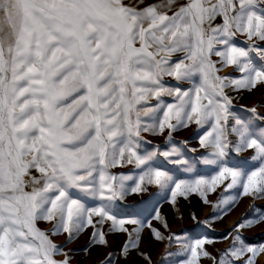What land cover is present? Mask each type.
<instances>
[{
  "label": "snow or ice",
  "instance_id": "snow-or-ice-1",
  "mask_svg": "<svg viewBox=\"0 0 264 264\" xmlns=\"http://www.w3.org/2000/svg\"><path fill=\"white\" fill-rule=\"evenodd\" d=\"M217 17L222 23L213 26ZM237 35L249 43L237 46ZM228 66L243 76L219 75ZM165 77L177 84L166 85ZM258 86L264 87V0H0V264H72L76 251L92 264V247H111L97 226L107 221L110 233H128L120 252L134 264L144 229L151 232V221L161 219L153 196L164 193L167 201L170 194L175 203L177 195L215 191L229 180L227 189L264 198V111L237 115L225 93ZM165 95L177 102L147 106ZM208 121L211 129L200 138L207 154L194 160L212 166L210 179L178 180L159 158L191 168L175 158L179 150L145 147L151 141L142 133L168 129L170 142L178 128ZM249 151L243 164L231 159ZM125 164L135 165L131 174L109 173ZM146 184L157 192L139 201L133 218L118 219L116 202L146 192ZM254 211L233 231L264 223V212ZM41 221L55 223L42 230ZM125 225L136 227L129 232ZM88 226L95 231L86 244L64 251ZM65 233L63 244L51 238ZM155 239L165 237L155 231ZM184 243L191 255L186 264H198L199 250L211 241ZM261 255L264 246H248L237 235L217 264H256ZM115 260L109 252L96 264Z\"/></svg>",
  "mask_w": 264,
  "mask_h": 264
},
{
  "label": "rangeland",
  "instance_id": "rangeland-1",
  "mask_svg": "<svg viewBox=\"0 0 264 264\" xmlns=\"http://www.w3.org/2000/svg\"><path fill=\"white\" fill-rule=\"evenodd\" d=\"M222 23V18L217 17L215 24ZM237 46L245 47L249 42L244 35H237L234 41ZM256 43H261L256 41ZM219 60V57L213 58ZM219 66V65H218ZM221 76H226L229 79H239L243 76V73L238 71L235 66L223 67L219 73ZM166 85H176L172 77L164 78ZM183 88L188 89L192 85L190 83H183ZM225 93L232 99V111L237 115L244 113L247 109L257 107L258 110L264 111V108H260L262 102H264V87L258 86L254 90L240 89L234 90L232 87L225 88ZM176 99L173 96H162L157 100L156 98H150L146 104L147 106L154 107L158 103L165 105L176 103ZM145 106L144 103L138 107ZM162 115V111H161ZM142 120L151 123L149 117H141ZM175 123V121H173ZM212 121H208L203 126H198L192 122L188 127H180L176 131L171 132V140L168 141V129H165L164 135H152L151 133H142L144 139L151 141V144L145 145V147L151 148L152 145L161 146L162 150H170L171 148H177L180 152L176 159L188 161L191 164V168L182 166L180 164L173 165L167 162L164 157H160L161 163H166L168 169H174V175L178 180L194 181L196 179L204 178L210 179L215 175L214 171H211L212 166L204 165L202 162L196 163L194 158L201 157V153L207 154V150L200 144V138L211 129ZM229 139H233L229 136ZM251 152L235 154L233 153L231 159L236 163L243 164L248 160ZM135 165L125 164L123 167L117 166L116 168L109 169V173L112 175L131 174V170ZM187 169V170H186ZM38 175V173H35ZM229 180H225L223 183L216 186L215 191L206 190L201 192H192L186 196L177 195L175 203H172L170 194L167 201L163 199L164 193H159L153 196V201L160 200V220H153L152 231L147 228L142 233V239L138 250H133L131 259L134 264H146L143 256L138 252H143L146 256L151 257V264H186V261L191 258L190 253L185 247V240L194 241L196 239H206L211 241L204 246L201 251L198 264H217L221 258V254L224 250L232 247L234 238L239 235L244 244L248 246H264V223L258 224L251 228H240L233 231L235 225L242 220L252 219L256 215V211L264 212V198H255L253 196H244L239 186H235L231 189H227L226 185ZM132 185V182H126ZM146 192L131 193L123 201L116 202L114 207V213H118V219L133 218L134 213L139 205V201L147 200L149 196L157 192L155 185H145ZM233 197H236L234 204H225L224 201H231ZM206 198V199H205ZM88 207L98 206L97 203L87 202ZM230 208V210H225ZM99 217H93V223ZM167 221L168 227L163 226V222ZM55 222H38V226L42 230H50ZM110 221L105 222L101 227V230L105 233V238L109 240L111 247H92L90 249L89 261L92 264H96L97 261L103 259V257L109 252H115L116 260L115 264H127L124 260L120 248L130 239L128 233H122L118 231L109 232ZM129 232H133L136 227L134 225H125ZM95 228L92 226L86 227V229L80 233L72 243L64 249L68 252L70 249H80L91 238ZM155 231H159L164 237V240L155 239ZM173 236L174 239L169 241L167 237ZM57 244H63L67 238V234H61L59 236L51 237ZM236 246L239 247V241H236ZM207 251L210 256H203L202 252ZM86 253L82 251H76L72 254V264H88L85 261ZM62 259L63 257H57ZM214 258V259H213ZM246 259V257L244 258ZM236 264H242L241 261H237ZM256 264H264V255H261Z\"/></svg>",
  "mask_w": 264,
  "mask_h": 264
},
{
  "label": "crops",
  "instance_id": "crops-1",
  "mask_svg": "<svg viewBox=\"0 0 264 264\" xmlns=\"http://www.w3.org/2000/svg\"><path fill=\"white\" fill-rule=\"evenodd\" d=\"M148 2L151 3V2H153V0H148ZM178 55H182V54H178ZM178 55H174V56L172 57V59H173V60H176V59L178 58ZM213 58H215V57H213Z\"/></svg>",
  "mask_w": 264,
  "mask_h": 264
}]
</instances>
